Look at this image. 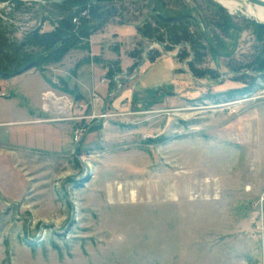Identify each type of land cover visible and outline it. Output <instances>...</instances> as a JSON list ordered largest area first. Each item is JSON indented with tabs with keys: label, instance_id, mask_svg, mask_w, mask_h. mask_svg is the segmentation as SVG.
I'll list each match as a JSON object with an SVG mask.
<instances>
[{
	"label": "rangeland",
	"instance_id": "1",
	"mask_svg": "<svg viewBox=\"0 0 264 264\" xmlns=\"http://www.w3.org/2000/svg\"><path fill=\"white\" fill-rule=\"evenodd\" d=\"M236 2L229 12L216 0H0V264H261L264 32ZM153 3L163 17L194 16L200 32L156 26ZM63 20L92 30L60 61L13 60ZM180 28L218 53L205 46L197 75L190 49L178 59L183 46L168 42ZM123 29L134 35L123 46L137 56L133 76L146 55L175 62L174 85L142 107L79 84L117 90L118 63L104 74L86 56L91 35L95 51L117 52ZM84 65L96 74L77 76Z\"/></svg>",
	"mask_w": 264,
	"mask_h": 264
},
{
	"label": "crops",
	"instance_id": "2",
	"mask_svg": "<svg viewBox=\"0 0 264 264\" xmlns=\"http://www.w3.org/2000/svg\"><path fill=\"white\" fill-rule=\"evenodd\" d=\"M44 23V22H43ZM42 23V24H43ZM126 27V26H125ZM124 27V28H125ZM135 28V27H134ZM120 29V28H118ZM129 29V27L125 28ZM123 29L122 35H118V39H120L121 47L118 49L117 52L115 53H109L105 52L106 48L102 47L98 49V51H95V40L93 39V35L90 36V53L86 56L87 62L97 58L94 57H100L103 61H101L100 65H103L104 68H100V72L107 74V72L111 69L109 68H114L115 64L118 63V66H120L119 70L120 72H114L113 78H111V84H116L118 92L116 93L117 90L110 89L109 83L107 80L105 84H95L92 83L91 79L88 81V83L83 84L79 83L81 87H83L86 92L91 91L92 89L99 92L100 95L102 93L107 95V97L111 94L115 95V103L118 102L117 104H124V106H133V107H142V103L145 102L149 97L155 93H159V91H164V90H170L171 86L174 85L175 83V71H174V66L175 62L171 59L172 57H169L168 54H163L159 56L157 59L155 58L154 60L151 61V63L148 62V55H146V58L142 60V65L141 67L143 70H141V73L139 75L133 76V74L129 71L133 66L134 61H136V54L134 53V49L131 47L130 51L128 53L123 51V46L124 44V39L133 37L134 35H131V31H127ZM119 31V30H118ZM128 45H132L128 43ZM133 46V45H132ZM72 56L75 55L76 51H72ZM74 53V54H73ZM70 54V53H69ZM77 57V56H76ZM145 57V55H144ZM100 59V60H101ZM93 66L95 63H92ZM92 66V67H93ZM88 69V66L84 65L81 68L77 70V76H82ZM92 71V74H96L97 69L96 67H93L92 69H88ZM90 77V75H89ZM92 78V77H91ZM108 77L104 78L107 79ZM120 80H123L127 82V86L124 88L120 84ZM124 88V89H123ZM78 89L82 92V88L78 87ZM83 89V90H84ZM84 90V91H85ZM115 93V94H114ZM11 99V98H8ZM6 99V101L8 100ZM105 99L104 102L102 103V109H105ZM11 101V100H8ZM20 109V108H19ZM262 221H264V212H262L261 216ZM260 258H261V264H264V246L262 247L261 253H260Z\"/></svg>",
	"mask_w": 264,
	"mask_h": 264
},
{
	"label": "trees",
	"instance_id": "3",
	"mask_svg": "<svg viewBox=\"0 0 264 264\" xmlns=\"http://www.w3.org/2000/svg\"><path fill=\"white\" fill-rule=\"evenodd\" d=\"M59 8V7H58ZM89 9L91 7H88ZM101 11H99L98 9L96 10L95 9H92V11L90 12L91 16L92 15H96L97 17L100 15L102 16V13H100ZM100 13V14H99ZM184 21H188L190 23H192L194 25V28H196V31L197 32H200V26L199 28L190 20H184ZM184 21H181V22H184ZM85 24L86 23V20L84 21ZM181 22L179 23H175V24H166V26L170 25V26H176L178 24H181ZM83 24V22L81 23L80 27H78L77 29V32H73L72 33V28L73 26L70 25L69 21H60L58 23L59 25V28L58 30H56L54 33H51V34H43V33H39L40 32V29H38V31L33 35V37L30 39L32 42H28L29 44L26 46H24L25 48H27V51H24V53H21L20 54V49L16 50L15 51V54L13 55V60H15L17 62V64H20L21 62H25L26 64L28 63H31V59L33 58L32 56L35 54V56L37 57L38 56V59L35 61L36 64H40L41 62L45 63L48 59L46 58H49L50 60H55V61H60V58L63 57L64 54H66L71 48V45H74L78 40L84 38V37H87V35H89L90 31L92 30V27L91 25L87 24L85 25ZM146 24V22L144 23V25ZM155 25L156 26H165L164 24L158 22L155 20ZM259 29V28H258ZM173 30V28H172ZM261 32L263 31L264 32V29H260ZM177 31V30H176ZM186 29H178L177 32H180L181 36L179 37H176V34H175V31L173 32H170L169 34L170 35V38H169V41L171 44H177V45H182L183 48L182 50L178 53V59H180L181 57H183L184 52V48L187 46L191 51L192 53V62H190L188 64V66H190L191 68V71L194 75H197V73H194V65H195V61H197V58L199 57V55L201 56L200 52H203L205 51V46H208V48L210 49L211 52H213L214 55H218V53L216 52V50L210 45L209 41L207 40V37L206 35L202 34L201 37L199 38H196L195 40L197 41H194L193 38H190L189 35L185 32ZM176 32V33H177ZM144 33V32H143ZM67 34V35H65ZM145 34V33H144ZM64 37H68L69 39L68 40H64L63 38ZM34 43V44H32ZM70 44V45H69ZM78 44V42L76 43ZM55 45L59 46L58 48L55 47ZM204 45V46H203ZM40 47L42 54H44L45 52H47L49 54V56H42L41 55V52L40 53H32V52H28L29 49L28 48H31V49H36L38 47ZM170 46V45H169ZM74 47V46H73ZM171 47V46H170ZM169 47V49H170ZM51 50H54L51 52ZM167 50V49H166ZM11 55V54H10ZM0 61L3 59V56L1 53H0ZM190 57V56H188ZM27 61V62H26ZM183 61V60H182ZM1 63V62H0ZM257 66L258 68H264V59L263 60H260L257 62ZM2 65L0 64V67ZM1 71V69H0ZM5 75H9V74H5ZM113 75L114 73H111V77L110 78H113Z\"/></svg>",
	"mask_w": 264,
	"mask_h": 264
},
{
	"label": "water",
	"instance_id": "4",
	"mask_svg": "<svg viewBox=\"0 0 264 264\" xmlns=\"http://www.w3.org/2000/svg\"><path fill=\"white\" fill-rule=\"evenodd\" d=\"M66 1V0H63ZM217 1V0H216ZM247 1L250 4L253 5H258L260 7H264V2L261 0H244ZM150 14H153L154 17L161 23L164 24H173V23H178L180 21L184 20H190L192 21L198 28L200 24L198 23L197 19L194 16L189 15L188 13H181L172 17H163L161 14L158 12V6L156 3H153V8L150 10ZM248 23L250 22L253 26H256L257 28L264 29V23H260L254 19H247ZM31 65L27 66L25 70L30 68ZM3 75V74H0Z\"/></svg>",
	"mask_w": 264,
	"mask_h": 264
},
{
	"label": "bare ground",
	"instance_id": "5",
	"mask_svg": "<svg viewBox=\"0 0 264 264\" xmlns=\"http://www.w3.org/2000/svg\"><path fill=\"white\" fill-rule=\"evenodd\" d=\"M236 1H240L241 3H243L245 9L244 11H242V13H244L247 18L254 19L260 23H264V7L250 4L244 0H217L216 2H219V4L227 11L232 12L239 9V4ZM261 1L264 2V0Z\"/></svg>",
	"mask_w": 264,
	"mask_h": 264
},
{
	"label": "flooded vegetation",
	"instance_id": "6",
	"mask_svg": "<svg viewBox=\"0 0 264 264\" xmlns=\"http://www.w3.org/2000/svg\"><path fill=\"white\" fill-rule=\"evenodd\" d=\"M182 48V47H181ZM181 48L180 49H178V52H177V56L179 55L178 53L181 51ZM178 58V57H177ZM190 60L188 61V63L186 64V66H188V64L190 63V62H192V53L190 54Z\"/></svg>",
	"mask_w": 264,
	"mask_h": 264
},
{
	"label": "built area",
	"instance_id": "7",
	"mask_svg": "<svg viewBox=\"0 0 264 264\" xmlns=\"http://www.w3.org/2000/svg\"><path fill=\"white\" fill-rule=\"evenodd\" d=\"M263 197H261V201L264 200V193L262 194Z\"/></svg>",
	"mask_w": 264,
	"mask_h": 264
}]
</instances>
